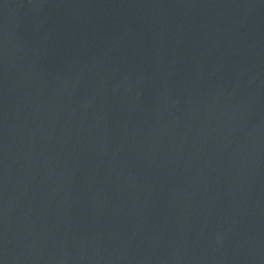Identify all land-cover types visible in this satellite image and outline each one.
<instances>
[{"label": "water", "instance_id": "obj_1", "mask_svg": "<svg viewBox=\"0 0 264 264\" xmlns=\"http://www.w3.org/2000/svg\"><path fill=\"white\" fill-rule=\"evenodd\" d=\"M0 264H264V0H0Z\"/></svg>", "mask_w": 264, "mask_h": 264}]
</instances>
